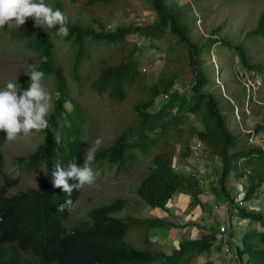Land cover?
<instances>
[{"label":"trees","instance_id":"obj_1","mask_svg":"<svg viewBox=\"0 0 264 264\" xmlns=\"http://www.w3.org/2000/svg\"><path fill=\"white\" fill-rule=\"evenodd\" d=\"M101 1L108 3L111 0ZM57 9L65 13L59 3ZM152 10L155 12L153 22L118 27L113 32H97L91 27L68 23L70 35L63 38L75 52V69L85 57H89L86 45L89 39L118 45L132 35L156 39L168 32L176 37V45L187 51L192 72L189 91L180 93L174 90L175 78H161L152 86L148 91V99L135 106V123L126 127L112 145L95 152L92 167L99 171L106 164L116 166L119 170L126 168L136 161L139 153L148 155L156 143L152 137L155 131L160 129L162 134H166L176 128L183 132L180 127L182 120L195 116L203 128L193 127L189 130L183 152L179 156L184 161L192 157L195 152L194 139L202 144L203 158L207 160L206 167L210 169V173L206 174L208 179L204 181L205 185H210L209 189L201 185L200 177L203 178L205 174L199 170L183 172L174 168L175 152L171 151L165 141V149L153 157L149 173L142 179L136 193L149 207L163 211L169 210L167 205L178 194L191 197V208L200 205L204 210L206 204L203 205L202 195L208 190L217 197L221 193L233 204L238 217L249 221L245 229L235 233L232 222L234 226L231 235L238 239L235 248L237 261L239 264H264V208L260 204V210L251 208V205L241 207L236 199L230 197L226 186L231 175L242 182L244 203L257 199L260 203L264 195L261 191L264 186V149L259 145L248 149L241 147V136L228 127L236 105L244 104L247 90L232 91L235 103L228 101L225 104L227 112L224 114L222 101L212 91L216 83L214 67H204L202 60L203 54H209L218 45L238 60L240 69L264 72L262 64H251L246 49L247 40L253 37L264 38V11L258 18L256 28L247 32L240 41H231L221 36L220 39L209 37L203 43H196L190 37L192 30L181 11L168 6L166 0H152ZM25 26L26 29L14 32L13 36L26 43L27 48L36 54L37 68L45 73V77H56L59 97L48 117L50 128L39 132L44 137L43 143L29 155L18 156L14 160L21 171L28 173L45 166L46 173L42 177L40 189L8 195L9 189L18 185L19 179H13L7 174L2 151L6 133L0 132V264H190L198 256L210 253L215 244L219 243L215 229L210 227L208 230L212 231L209 235L201 239H187L171 254L156 253L150 248L138 249L128 244L126 237L134 227H144L147 232L145 241L150 243V231L175 226L154 218L115 217L127 207L128 201L122 198L92 209L86 220L80 221L72 230H67L66 222L72 210H57L68 197L52 185L53 161L58 158L65 166L72 161L83 166L87 151V133L83 128L85 115L76 104L72 112L67 108L70 99L65 78L56 66L55 46L51 40V34H57V29L46 32L36 28L32 18L27 20ZM222 29L224 26L219 27L214 34H220ZM44 55L48 57L46 64L41 63V56ZM139 65V58L134 52L118 65H105L92 87L99 95L107 94L113 102H123L127 98L128 87L140 75ZM21 82L25 90L30 78L25 75ZM165 96L168 98L165 99ZM261 131H264V127L258 125L256 132ZM57 133L62 138L60 144L54 141ZM101 163H104L102 167L97 166ZM217 172L219 186L213 187L211 178ZM69 183L76 184L78 181L70 180ZM85 187L73 191L71 199L75 204Z\"/></svg>","mask_w":264,"mask_h":264},{"label":"rangeland","instance_id":"obj_2","mask_svg":"<svg viewBox=\"0 0 264 264\" xmlns=\"http://www.w3.org/2000/svg\"><path fill=\"white\" fill-rule=\"evenodd\" d=\"M45 3L55 9L58 3L61 4L71 24L91 27L97 32H113L118 27L143 22L151 23L155 20L152 0H111L108 3L101 0H45ZM166 4L176 11H181L192 30L190 37L196 43H203L209 37L220 39L221 36L231 41H240L247 32L256 28L258 18L264 11V0H166ZM221 26H224V29L220 34H214V31ZM24 29H26L25 25L19 29L15 27L9 29L7 25L4 29H0V89L4 88L8 80H13L21 85L23 91L21 80L29 72L30 66L37 64L36 54L27 48L26 43L13 36L14 32ZM51 40L55 46L56 66L61 69L66 82V91L70 99L67 108L72 112L76 104L85 115L83 128L87 133V150L91 146L96 147V151L109 147L126 127L133 125L137 119L135 106L148 99L149 89L161 78H175L176 85L173 89L180 93L189 91L192 83L188 53L184 48L176 45V37L168 32L162 38L156 39H143L132 35L126 42L118 45H108L105 41L89 39L86 41L89 57H85L77 69L74 67L75 52L68 45L70 43L57 34H51ZM246 49L251 64H262L264 67V38L253 37L247 40ZM133 52L139 58L140 75L128 87L127 98L123 102H113L107 94L99 95L95 92L92 84L103 66L118 65L127 60ZM202 60L204 67H214L216 83L212 91L222 101L224 114L227 112L225 104L228 101L235 103L232 91L242 92L246 88L247 96L244 104L236 105L228 127L241 136V147L248 149L257 146L258 144L250 142L254 137L264 147V131L256 132L258 125L264 127V72L255 73L240 69L238 60L218 45H215L209 54H203ZM44 84L51 92L54 104L59 97L56 77H45ZM180 127L183 132L176 128L170 129L166 134H162L160 129L155 131L152 137L156 143L148 155L139 153L136 161L128 164L126 168L119 170L109 164L103 167L104 163L97 165L103 168L100 171L101 175L95 185L86 186L82 191L66 222L67 230H72L80 221L86 220L87 214L92 209L117 198L128 201L124 211L114 215L117 218L169 220L167 222L175 226L150 231L148 233L150 243L145 241L147 232L144 227L132 228L126 240L128 244L138 249L150 248L156 253L171 254L178 249L181 239L186 236L190 239H201L214 229L217 234L221 226L227 225V219L235 224L234 233L243 229V225H247L249 221L240 219L233 204L221 193L220 197H217L209 190L211 193L207 195V209L203 210L199 205L196 209L189 206L181 210V206L177 208L178 212L174 210L173 214L169 213V218L154 216V210L137 195L136 190L144 176L149 173L153 157L165 149V141L168 142L171 151L175 152L173 166L177 171L206 172L207 160L203 158V146L200 150H195L192 157L185 161L179 156L180 152H183V144L189 130L193 127L202 129L203 125L195 116H189L182 120ZM43 138L39 132L22 136L15 141H7V137L5 138L2 151L7 174L13 179H19L18 185L9 189V196L21 191L40 189L42 177L46 173L45 166L42 165L28 173L21 171L14 160L18 156H26L34 152L43 143ZM97 138L102 141L99 146L93 143ZM212 177L213 187L219 186V173H214ZM209 186L206 184L205 188L209 189ZM226 186L231 198L237 200L242 193L245 195V190L240 187L242 182L233 175L229 177ZM261 191L264 193V186ZM204 196V201H207L206 195ZM244 205H251L254 209L260 207L258 199ZM209 227L212 230H208ZM219 247L221 246L216 243L210 253L198 256L190 264H219L223 260L218 259L222 250ZM222 264L234 263L225 258Z\"/></svg>","mask_w":264,"mask_h":264},{"label":"clouds","instance_id":"obj_3","mask_svg":"<svg viewBox=\"0 0 264 264\" xmlns=\"http://www.w3.org/2000/svg\"><path fill=\"white\" fill-rule=\"evenodd\" d=\"M29 18L34 20L36 28L46 32L57 29V35L61 37L70 35L66 14L46 4L45 0H0V29L6 25L9 29H19ZM47 62L48 57L41 56V63ZM30 69L26 73L30 78L27 89L22 91L21 85L13 80H8L4 88L0 89V132L6 133L7 141H15L50 128L48 117L54 107L53 96L44 84L45 73L38 70L36 64H32ZM61 139L58 133L54 135L56 144H60ZM93 143L99 146L102 141L97 138ZM95 152L96 147L93 146L86 151L83 166H78L75 161L65 166L60 159H54L52 185L68 197L58 206V212L71 211L75 207L71 199L73 191L95 185L100 177V171L91 167ZM70 180L78 183L70 184Z\"/></svg>","mask_w":264,"mask_h":264},{"label":"built area","instance_id":"obj_4","mask_svg":"<svg viewBox=\"0 0 264 264\" xmlns=\"http://www.w3.org/2000/svg\"><path fill=\"white\" fill-rule=\"evenodd\" d=\"M167 98H168V96H165V99H167ZM250 142L254 143V144H258L261 147L263 146V144L258 143V140L255 137L251 138ZM200 147H202V144L197 139H194L193 140L194 150H200ZM262 148L264 149V147H262ZM205 170H206L205 173H201V174H205V176L203 178L200 177V179H201L200 183L203 187L205 186V183H204L205 179H208L206 174L210 173L209 168L206 167ZM212 179H213V177L211 178V180ZM240 187H242V186H240ZM242 189H243V187H242ZM243 199H244V195L242 193L241 197H239V199L236 200L240 204L241 207L244 206ZM260 209H261V207L256 208L255 210H260ZM226 222H227V225L221 226L220 230L217 233L219 243H221V249H222L221 250V256L223 259L227 258L228 260L232 261V263L236 264V263H239L237 261L236 252H235V248L238 245V239L235 236L231 235V230H232V226H233L232 221H229V219H227ZM242 264H245V263H242Z\"/></svg>","mask_w":264,"mask_h":264},{"label":"crops","instance_id":"obj_5","mask_svg":"<svg viewBox=\"0 0 264 264\" xmlns=\"http://www.w3.org/2000/svg\"><path fill=\"white\" fill-rule=\"evenodd\" d=\"M214 180V179H213ZM211 192H209V190L206 192V194H204V195H206V197H207V195H209ZM204 195H202V201H203V205L204 204H206V203H208V197H207V201H204V199H205V196ZM211 198H213V197H211ZM262 199H264V195H263V198L261 197L260 198V200H261V202L259 203L260 205H262V206H264V200H262ZM211 200V199H210ZM191 205V197L190 196H188V195H185V194H178V195H176L170 202H169V204L167 205V207H168V211H163V210H161V209H153L154 211V216H160V217H167V218H169V213H171V214H173L174 213V210H177V212H178V209L179 208H181V206H182V208H181V210H183V209H185V208H187V207H189ZM209 205H210V201H209ZM178 208V209H177ZM204 208L205 209H207V207L204 205ZM196 209V208H195ZM199 210H201V212H202V209L199 207ZM152 212V213H153ZM201 218H203V217H201ZM227 218V217H226ZM225 218V219H226ZM205 219V217L203 218V220ZM224 219V220H225ZM166 221H168L169 222V220H166ZM249 224V223H248ZM248 224L247 225H243V229H245L247 226H248ZM196 226V225H195ZM197 226H199V225H197ZM198 228V227H197ZM196 228V229H197ZM195 229V230H196ZM243 229H240L239 231H242ZM155 230H158V229H155ZM161 230H163V229H161ZM187 239H190V238H188V236H186L185 238H183V239H181L180 240V243H182V242H184L185 240H187ZM179 243V244H180ZM213 255V254H212ZM211 256V255H210ZM212 258V257H211ZM225 258V257H224ZM218 259H223L222 258V256H221V253L219 254V258ZM217 259V260H218ZM224 262V259L222 260V261H220V263L219 264H222Z\"/></svg>","mask_w":264,"mask_h":264}]
</instances>
